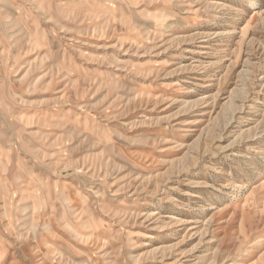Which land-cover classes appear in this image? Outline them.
I'll return each mask as SVG.
<instances>
[{
  "label": "rangeland",
  "instance_id": "1",
  "mask_svg": "<svg viewBox=\"0 0 264 264\" xmlns=\"http://www.w3.org/2000/svg\"><path fill=\"white\" fill-rule=\"evenodd\" d=\"M0 264H264V0H0Z\"/></svg>",
  "mask_w": 264,
  "mask_h": 264
}]
</instances>
